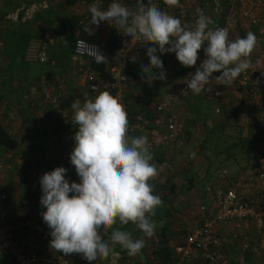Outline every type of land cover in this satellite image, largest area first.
I'll return each instance as SVG.
<instances>
[{"label":"clouds","instance_id":"obj_1","mask_svg":"<svg viewBox=\"0 0 264 264\" xmlns=\"http://www.w3.org/2000/svg\"><path fill=\"white\" fill-rule=\"evenodd\" d=\"M164 3L169 7L179 6V0H164ZM88 11L90 19L85 31L89 35L93 34L92 26L111 22L130 38L131 44L137 41L152 45L146 49L149 64L141 66L145 78L151 72L152 80H166L157 53H174L182 66L191 68L196 65L202 48L206 58L185 80L188 91L195 94L209 90L206 86L214 73H220L215 79L221 85H228L252 67L256 35L249 31L244 38L230 40L227 29L209 27L213 22L203 9L195 10L197 18L192 25L162 11L151 0L147 4L135 0L134 9L121 0H112L106 10L93 3ZM77 53L90 54L96 63H106L95 46H88L83 40L77 41ZM136 59L133 56L130 62ZM91 91L98 94L91 97L86 93L88 98L83 103L77 99L71 105L78 130L73 137L70 163L80 182L69 183L64 167L44 173L39 181L40 204L46 211L41 216L50 229V246L56 251L64 255L79 254L88 264L109 257L111 264H116L117 245L129 256H135L144 248L145 240L133 239L131 232L113 226L117 222L131 223L144 236L151 237L156 229L152 217L163 202L154 194L151 183L158 175V168L152 163L148 137H130L123 104L107 90L92 86ZM169 98L179 101V97Z\"/></svg>","mask_w":264,"mask_h":264},{"label":"built area","instance_id":"obj_2","mask_svg":"<svg viewBox=\"0 0 264 264\" xmlns=\"http://www.w3.org/2000/svg\"><path fill=\"white\" fill-rule=\"evenodd\" d=\"M112 0H79L78 3L68 8L66 14L79 16L77 26L82 36H77L71 44V61L74 64L72 73L80 77L77 83L78 92L72 100H67L69 93L63 88L46 79L44 75L39 76L27 87L29 96H38L51 110L52 115L70 124L72 128L71 138L78 130L74 123L72 103L79 99L81 103L88 97H94L98 93L91 91L92 86H97L100 91L107 90L117 98L124 106L129 120V135H146L151 145V150H164L168 147L180 148L184 141V126L177 118V105L187 92L186 83H179L172 89L162 94L161 97L154 98L152 94H144L143 89L130 91L128 70L132 64L131 57H139L141 42L130 41V38L122 35L111 22L101 23L109 31V39L114 42V46H108L99 41L88 40L86 26L90 19L89 7L96 3L106 10ZM131 9L135 8V0H121ZM148 0H144L147 4ZM151 3L158 5L162 11L167 12L180 19L182 23L194 24L197 15L196 9L200 5L195 0H179V6L169 7L164 0H151ZM214 9L219 2L212 0ZM226 10L222 17V24L218 25L217 18L209 26L225 28L229 32V39L238 37V29L248 33L254 28L257 41L264 38V0H225ZM45 2H33L29 5L31 10L47 8ZM81 14L79 9L83 8ZM70 9V11H69ZM16 12L7 16L15 17ZM98 26V27H99ZM93 28L96 26H92ZM83 40L88 46H95L100 54L106 58V63H96L90 54L77 53V41ZM126 42L127 46L126 47ZM130 49V50H129ZM25 61H37L43 63L47 60L44 44L40 39L33 38L23 51ZM136 59V61H137ZM252 67L238 77V84L245 87L240 97L243 106L257 107L261 110L260 96L264 93V47L255 51L251 55ZM201 63H199L200 65ZM194 67V66H193ZM105 85H108L105 89ZM247 85V87H246ZM215 97L221 96L219 88L212 89ZM169 96L179 97L170 99ZM67 100V101H66ZM215 112L217 109L215 108ZM66 179L79 183V177L70 161L66 162ZM9 167L5 160H0V171ZM44 174L41 172L35 183L34 195L29 200V213L26 221L20 226H11L0 222V260L1 264H88L85 259L74 261L68 255L58 251L50 254L43 252L39 246V239L42 233L50 231L43 221L41 213L46 211L40 204L42 196L40 178ZM213 180L219 182V186L214 187L207 184L204 191L207 194L213 193V208L215 212L207 210L204 204H199V214L195 215V221L189 232L182 238V243L173 246L177 260L174 264H227V258L221 252L223 237L218 233L219 225L224 222L238 223L250 220L258 230H264V200L257 205L252 199V195L257 192H264V155L258 157L251 167H246L235 175H231L226 166L219 167L213 174ZM71 195V194H70ZM6 192L0 189V208L6 200ZM38 207V212H31L32 208ZM197 216V217H196ZM22 228H25L23 230ZM178 231V230H177ZM246 245L243 244V247ZM255 251V249H252ZM111 257L107 259V264H111ZM93 264H100L97 260ZM116 264H139L130 256H123L119 253Z\"/></svg>","mask_w":264,"mask_h":264},{"label":"crops","instance_id":"obj_3","mask_svg":"<svg viewBox=\"0 0 264 264\" xmlns=\"http://www.w3.org/2000/svg\"><path fill=\"white\" fill-rule=\"evenodd\" d=\"M36 0H0V122L4 125V127L8 130H12V132L16 135V141H17V147L13 150L16 152L13 154L12 150H7L3 152L1 156H3L5 160V164L9 165V167H5L0 171V189H9V186L13 187V183L19 182L21 183V189H12V191H8V195L6 197L5 203L2 208H0V222L11 225V226H20L23 225L26 221V218L28 217L29 213L26 212V210L29 209V200L34 192L35 189V183L38 175L41 172L47 173L51 172L53 169L57 167H64L66 169V162L70 161V154L72 152V149L74 147V141L71 138V132L72 128L70 124H67L66 122L60 120L58 117L52 115L51 110L48 106L44 104V102L38 97H32L27 94V87L34 82L35 79H37L39 76L44 75L47 80L54 82L57 86L63 88V90L66 93H69L68 101L72 100L75 93L78 92L77 83L80 81V77L76 76L72 72L71 67V58L69 55V52L71 50V44L72 40L77 36H82V34L79 32L77 25H71L67 24V22H64L62 25L56 26L55 32L51 30H47L42 36L38 37H31L30 39L37 38L40 39L41 42L45 46V50H47V56H48V64L50 67H54L56 65L59 66V72L53 73L48 72L42 73L36 76H31L28 72L25 71V66H23L19 61L25 59L23 58V51L25 50L28 40L26 42V45L24 47V50L22 51V57L17 56L16 59L8 63V58L6 57L10 51H9V42H4L6 44V51H3V42L2 37L4 34V31L9 28L8 24H18V22H26L30 19L32 15H34L37 11L44 9V8H36L34 10H31L29 8V5L32 4ZM55 0H37L36 2H45L47 5H50ZM12 4H15V8L12 9ZM83 8L79 9V14L81 12H84V6ZM129 7V6H128ZM130 8V7H129ZM70 11V9H69ZM16 12L15 17H9L7 16L11 13ZM21 12V16L19 19H17V15ZM68 12V9L64 12H61L62 15L66 14ZM6 25H8L6 27ZM10 27V28H14ZM16 27L19 28V25ZM22 28V27H21ZM35 30L41 31L40 26H35L32 30L33 33H35ZM69 30V33H71V38H66V32ZM86 39L93 40V41H99L102 42L108 46L113 47L115 44L114 42H111L109 39V31L108 28L105 25H101L99 27H94L93 34L86 35ZM67 39V40H66ZM66 46L65 52L61 53L59 51V47L64 48ZM151 44L142 45L139 49V55H143L145 58L146 65L149 64V59L146 54L147 47H151ZM60 52V53H59ZM4 55V57H3ZM162 60L164 61V70L170 69L166 72V80L162 81L161 83H158L155 89V93L158 92H167L168 85L172 82L173 79H177L178 77H170L171 76V69L174 68L175 64L173 60L176 59V56L174 53H165L163 55H160L157 53ZM69 56V57H67ZM199 59L197 60V67L198 68L199 63H202L203 60L206 58L205 54H201V50L198 52ZM172 60V62H170ZM18 63L16 64V62ZM172 63L170 66L168 63ZM134 65V64H133ZM128 70V76L130 79L129 83V90L136 91L138 85H136L135 81H138L139 83L143 84V89L146 88L145 80L136 75L132 71V66ZM195 66V65H194ZM183 66L179 67V71L182 73L185 72ZM193 69V67L188 68ZM169 73V74H168ZM170 75V76H169ZM227 85H221V82L218 80L211 79L210 84H208L207 89H215L220 87L221 89H224ZM151 94V93H150ZM196 94L194 96L195 102L198 101ZM202 95V94H201ZM260 98V104H261V110L264 109V93L261 94ZM193 99V98H192ZM191 99V100H192ZM203 100V99H202ZM227 99H225L226 101ZM181 104V102H180ZM208 112V111H207ZM264 113V112H263ZM257 115V114H256ZM191 128L189 123L187 124V128ZM61 134V138H58L57 135ZM156 152H159V154L162 153L160 150H155ZM156 152L154 154H156ZM196 159L198 160V156H196ZM26 161V162H25ZM200 161V159L198 160ZM26 163L28 166V171L25 172L27 174L24 179L22 176L19 175V168L21 164ZM17 167V169H16ZM229 167V166H228ZM231 175L237 174V172L241 171L242 169H233L229 167ZM67 175V172H66ZM66 177V176H65ZM157 179V178H156ZM175 183V182H174ZM18 184V183H17ZM170 184V183H169ZM208 184V183H207ZM205 184V185H207ZM212 187L219 186V182L213 180L210 182ZM171 185V184H170ZM174 185V184H173ZM174 192L170 193L169 190L164 191L163 196L164 199H162V205H164L165 208H170V213L165 218H162V221H169V225L166 228L165 234L160 236L155 234L151 237H146V240H151V246L146 243L145 247L148 246L147 251L144 253L142 250V254L145 255V259H147V263L145 264H156L153 262H150L151 259H153V256L149 255L150 252L149 249L152 251L155 248H157L162 243L166 246L172 247L176 241H181L182 238L186 235L187 232L191 229L193 222L195 221V216L190 215L187 216V220L182 216L185 212L184 209L186 205L189 203V201H196L198 204L204 205L207 203L209 207L205 205V207L215 212V209L213 208V199H208V195L204 194V197L202 199H199L198 196L201 194L200 190L196 188V190H193L194 193L191 192H185L181 193L179 187H177ZM10 187V188H11ZM168 187V186H167ZM165 187V188H167ZM165 190V189H164ZM178 190V191H177ZM177 191V192H176ZM11 194H10V193ZM188 193L190 194V198H188ZM154 194L159 195L161 197V192L158 190L156 193L154 191ZM7 195V193H6ZM207 197V198H206ZM15 198L16 200H12ZM189 199V201H188ZM252 199L257 205H260L263 203L264 200V192H257L256 194L252 195ZM211 202V203H210ZM172 208V209H171ZM38 207L32 208L31 212H35L37 214ZM198 212V211H197ZM161 211H158V214H160ZM187 213V214H188ZM199 214V213H198ZM179 215V217H178ZM178 217V218H177ZM197 217V216H196ZM13 218V220H12ZM154 219V217H152ZM179 220V221H176ZM177 222L176 224H173L174 222ZM245 222V221H243ZM241 222V223H243ZM119 223V222H117ZM230 223H224L219 225L218 230L220 232L226 231V229L230 226ZM245 225V224H244ZM121 226V224H120ZM130 228H134L137 230L136 226L130 225ZM180 230L181 234L177 232V230ZM25 230V228H22ZM115 229V228H114ZM124 231H128L124 230ZM138 231V230H137ZM185 231V234L182 232ZM111 230L109 231L110 235ZM50 231H46L45 233H42L39 239V246L41 249H44V252H48L49 254L53 251H56L50 246ZM239 233V232H236ZM134 234L133 239H141V235ZM138 235V236H137ZM264 235V230H263ZM141 237V238H140ZM154 237V238H153ZM108 237L105 236V239ZM152 238V239H150ZM150 243V242H149ZM115 252L124 254L125 256L128 255L127 251L123 250L119 245H117L114 249ZM229 253L236 254V252H233V248H228ZM228 253V252H227ZM228 253V254H229ZM148 254V255H147ZM74 261H82L84 260L79 254H72ZM139 256V254H137ZM133 258V257H132ZM137 261H144L142 258H139ZM243 260V259H242ZM241 260V261H242ZM100 264H107V259H98ZM264 261V259H263ZM182 264V262H180ZM234 263V262H233ZM246 263V264H250ZM1 264V260H0ZM144 264V263H142ZM243 264V263H240ZM252 264H257L252 263ZM261 264H264L261 263Z\"/></svg>","mask_w":264,"mask_h":264},{"label":"trees","instance_id":"obj_4","mask_svg":"<svg viewBox=\"0 0 264 264\" xmlns=\"http://www.w3.org/2000/svg\"><path fill=\"white\" fill-rule=\"evenodd\" d=\"M78 1L79 0H55L50 5H48L47 8L37 11L26 22H18L17 25H19V28L16 27L17 25L14 23L8 24L9 26L6 25V27L8 26L9 28L4 31L2 42L3 51H6V44L4 42H9L10 53L6 56L8 58V63L13 61L17 56L22 57V51L24 50L26 42L31 37H38V35L42 36L48 29L55 32L56 26L62 25L64 22H67V24L71 25H77L79 16H75L74 14L62 15L61 12H64L69 7L76 5ZM217 1L219 2V4L217 8L214 9L212 0H195V2H197L203 9L204 14L208 16L212 20V22L214 18H217V24L221 25L222 17L226 10V4L225 0ZM12 6V9L16 7L15 4H12ZM20 16L21 12H19V14L17 15V19H19ZM0 17H2V15H0ZM13 26L15 27L10 28ZM35 26H40L41 31L38 32V30H35V33H33L32 30ZM252 31L255 32L256 30L252 28ZM237 33L239 35L238 37L244 38L246 36L245 32H241L239 29ZM263 47L264 38L261 39V42L257 41L256 48L260 50ZM201 54H205L203 48L201 49ZM160 59L162 60L161 57ZM162 62L164 68V61L162 60ZM219 75L220 73H214L212 79L215 80V77ZM135 83L140 87V89H143L144 86L143 84H141V82L139 83L138 81H135ZM244 88L245 87L239 84L235 86V103L228 100L225 101L223 99H219V97L217 100V97H215L212 93V89H209L211 91L210 97L216 101L215 106L217 112H214L213 108H210L212 110V114L200 109L197 113H195L192 120L189 121V125L191 126V128H184L185 141L183 144H185L186 141L190 140L196 141V148L193 153V158H191V160H188V156L185 159L186 163L190 164V168L187 166V169H174V172L169 173V176H167L163 183H159L155 178L154 182L152 180L155 193L158 190L161 192V199H164V192L162 191V189L168 186L167 190L172 193L176 189V186L174 187L175 184H177V187H179L178 189H180L181 193H194L193 190H196V188H198L201 192V194H199L198 196L199 199H202V197H204V194L208 195L209 200L213 199V193L207 194L204 191V186L207 183L211 185L210 182L212 181L213 174L217 168L222 166L227 167L228 165L226 164V162L229 160L230 162H233L232 164L236 165V169H244L246 167H251L256 162L259 156L264 155V123L262 122V119L259 118L255 113V110H258L257 107H247L242 105L240 97L243 94ZM204 93L205 91L201 93L202 98H204ZM202 98L197 95V99ZM192 107V109H194L195 104H193ZM202 108L205 109V107ZM0 146L5 147L7 150H13L17 147L16 139L8 133L7 129L1 122ZM196 156H198V160L200 159V161L196 159ZM153 157H155L157 161L162 160L161 154H159V152H156ZM175 177L179 178H177L176 181L174 179L171 181V179ZM205 205L208 208L210 204L208 205L206 203ZM198 206L199 204L197 206H190L188 203L184 209L185 212L183 214H186L189 217L191 215L189 211L193 209L195 210L194 214H198ZM158 211H161V213L158 214ZM188 212L190 213V215ZM169 213L170 208H165L164 205L156 209V215L153 219L156 223L155 234H160V236L165 234L166 228L169 225V221H162V218H165L167 215H169ZM130 225L133 226V224L129 223L128 225L119 226V229H128V231L131 232L132 237H134V234L141 233L139 235H141L142 238H140L145 240V244L148 243L151 246V240L147 241L146 237L141 231H139L138 229L137 231L134 228H130ZM177 232H180V230H178ZM178 243H182V240L176 241L174 245ZM173 246H166L162 243L152 251L149 249L150 252L148 254L153 256V259H151L150 262L156 264H174V262L177 260V256L174 253ZM146 248L148 249V246L145 247L144 251L142 249L144 253L147 251ZM123 253V256H125L126 252ZM126 256L129 257V255ZM246 257L247 256H245V258ZM130 258H132V256H130ZM134 260L137 261V259ZM147 261L148 260L144 258L143 262L141 260L137 262L139 264H145L147 263Z\"/></svg>","mask_w":264,"mask_h":264},{"label":"rangeland","instance_id":"obj_5","mask_svg":"<svg viewBox=\"0 0 264 264\" xmlns=\"http://www.w3.org/2000/svg\"><path fill=\"white\" fill-rule=\"evenodd\" d=\"M245 34H247V33L245 32ZM66 38L67 39L71 38V33H69V30L66 32ZM236 38H242V37H235V39ZM58 49L61 53H63L66 50V46L64 48L59 47ZM256 50H258V49L255 48L253 53ZM47 53L48 52H46V54ZM69 55L71 58V50L69 52ZM67 57H69V56H67ZM48 62H49L48 56H47V60L43 63H39L37 61H32V60H30V61H23V60L19 61V63H21L23 66H25V71L28 72L31 76H36V75H39L42 73H47V71L53 72V73L59 72L60 68L58 65H56L54 67H50ZM170 62H172V60H170ZM170 62L168 63L169 66L172 64ZM173 62L175 64V66H174V68L171 69L172 73H171V76L170 75L169 76L174 77V78L178 77V78L172 80V82L168 85L166 91H169L170 89H172L175 85H177L179 83H185V80L190 78V74L195 73L196 67H197V65H195L193 67V69H190V71H189L185 66H183L182 68H184L185 72L182 73L181 71H179V67L182 65L177 61V59L173 60ZM17 63H18V61L16 62V64ZM146 64L147 63L145 62L144 56L139 55V57H138L137 61L134 63V65L132 64L133 65L132 71L136 75L142 77L145 80L146 88L143 89L144 94H150L151 93L152 95H154V98L161 97L162 94H164L165 92L164 93L163 92L155 93L154 91H155L158 83H161L162 81L158 80V79L152 80V73L151 72L146 76V78L141 72V66L142 65L147 66ZM71 67H72V69H74V64L72 61H71ZM166 70L169 71L170 69H166ZM237 79L238 78H236L231 84H228L224 89H221L222 93H221V96L219 97V99H223V100L227 99L228 101L235 103V95L236 94L234 93V91H235V86L238 84ZM207 86H206V89H207ZM187 91H188V89H187ZM195 95H196L195 93H193L191 90H189L188 92H186L185 97H183V99L180 101L181 104L179 103L177 105L176 115L178 116V119H180V121L182 122L185 129L187 128V124L189 123V121L192 120L195 113H197L200 109L202 111H208L210 114H212L211 109L213 108V111L215 112L214 109L216 108V106H215L216 101L210 97V95H211L210 90L205 91L204 96H203L204 98H202L201 93L198 94L203 100L198 99L197 102H195V100H194ZM217 100H218V98H217ZM193 104H195L194 109H192ZM200 105L202 107H205V109L202 108ZM206 105H207V107H206ZM255 111H256L255 113L257 114V116L259 118H261L262 122L264 123V113H263L264 109L263 110H255ZM7 131L13 138H16V135L12 132V130L7 129ZM129 136L131 137V136H135V135H129ZM57 137L61 138L62 136H61V134H58ZM195 142L196 141H194V140H192V141L190 140V141H186L185 144H183L178 149H175L174 147H168V148L162 150V153H161V159L162 160L161 161H157L154 157L152 163H154L158 168V175H157V177H155V179L157 178L156 181H158L159 183H163L165 181V179L167 178V176H169V173L174 172V169H182V168L187 169V166L189 167L190 164L189 163L187 164L185 159L188 156H189L188 160H191V158H193V153H194L195 148H196ZM155 150H157V149L151 150L153 153V156L155 155L154 154L156 152ZM5 151H7V149L3 146H0V160H2L4 158L1 155ZM12 151H13V154L16 152L15 150H12ZM232 163L233 162H230L229 160L226 162V164L229 167L236 169V165L232 164ZM27 166L28 165L26 163H24V164H21L20 168H19L18 173L20 176H22L23 179L27 175V174H25V172L28 171ZM229 167H228V169H229ZM16 169H17V167H16ZM191 170H192V168H191ZM177 178H179V177L172 178L171 181L173 179L176 181ZM155 179H153V182L155 181ZM151 183H152V181H151ZM10 187L11 186H9V189L8 188L3 189L7 193V196H9L8 195L9 190L12 191V189H14V187H15V189L18 190V189H21L22 186H21V183L16 182V183H13V187H11V188ZM166 190H167V188L162 189L163 192ZM212 190H213V192H215L216 189H214V187H212ZM188 198H190V194H188ZM12 200L14 201L16 199L13 198ZM190 200H191V198H190ZM188 201H189V199H188ZM189 205L190 206H193V205L197 206L198 203L196 201H189ZM194 211H195L194 209L190 211L191 216H193V217L195 216ZM182 216L187 220L186 214L182 215ZM178 217H179V215H178ZM12 220H13V218H12ZM176 221H179V220L176 219ZM176 221L173 224H176L177 223ZM224 223H230L231 224L226 229L225 233L220 232L218 230V233L220 234V236L223 237V241L221 244V252L227 258V260H228L227 264H240V263L246 264L249 262H251L250 264L255 263V262L257 264L263 263L264 262L263 261V259H264L263 229L258 230L254 226L253 222L250 220H246L243 223L240 222V223H238L237 226L233 222H224ZM119 226H120V224L117 223L116 225L113 226V228L119 229ZM178 230H179V228H178ZM236 232H239V233H236ZM179 233L181 234V232H179ZM182 233L185 234V231H183ZM243 244H245L246 246L243 247ZM228 248H233V252H236V254L229 253ZM252 249H255V251H253ZM41 250L43 251L44 249H41ZM51 253H53V252H51ZM46 254H49V253L46 252ZM138 254H139V256H137V255L132 256L133 259L138 260V257H139V258H142L144 260L145 255H143L141 251ZM68 256L73 258L72 254H70ZM245 256H247V257L245 258Z\"/></svg>","mask_w":264,"mask_h":264}]
</instances>
